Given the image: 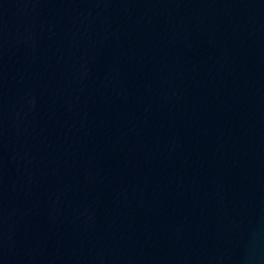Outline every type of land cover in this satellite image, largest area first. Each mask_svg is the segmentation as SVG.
Segmentation results:
<instances>
[{"label":"water","instance_id":"obj_1","mask_svg":"<svg viewBox=\"0 0 264 264\" xmlns=\"http://www.w3.org/2000/svg\"><path fill=\"white\" fill-rule=\"evenodd\" d=\"M0 264H264V0H0Z\"/></svg>","mask_w":264,"mask_h":264}]
</instances>
